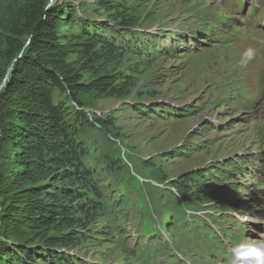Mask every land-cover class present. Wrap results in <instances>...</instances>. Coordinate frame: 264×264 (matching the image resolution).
Listing matches in <instances>:
<instances>
[{"label": "rangeland", "instance_id": "374dc122", "mask_svg": "<svg viewBox=\"0 0 264 264\" xmlns=\"http://www.w3.org/2000/svg\"><path fill=\"white\" fill-rule=\"evenodd\" d=\"M116 3L128 4L126 11L141 18L138 29L150 33L146 42L156 40L164 51H152L151 60L129 54L116 60L136 81L128 96L86 107L90 118H109L113 127H90L82 135L91 152L124 168L135 185L134 203L125 204L128 197L121 195L117 218H98L86 231L88 240L65 252L86 264H149L161 260L159 244L162 253L170 246L164 258L179 257L176 264H229L233 243L264 236V0ZM73 4L85 20L118 25L94 0ZM219 17L230 18L233 30ZM76 23L68 29L79 28ZM248 47L256 56L241 67ZM188 176L211 179L201 185L208 190L206 201L195 208L183 203V217L170 214L169 203L159 205L167 198L162 189ZM172 190L182 201L194 199L193 193Z\"/></svg>", "mask_w": 264, "mask_h": 264}, {"label": "trees", "instance_id": "16d2710c", "mask_svg": "<svg viewBox=\"0 0 264 264\" xmlns=\"http://www.w3.org/2000/svg\"><path fill=\"white\" fill-rule=\"evenodd\" d=\"M94 1L118 25L85 20L77 0H0V264H86L65 250L82 246L101 217L117 218L121 195L134 203L124 168L91 152L82 135L109 130L112 121L85 109L130 94L136 80L117 68L120 56L151 60L164 47L146 42L150 33L138 29L141 18L128 4ZM75 22L79 28L68 29ZM209 182L172 180L161 208L169 203L165 211L185 214L186 201L190 208L206 201L201 185ZM172 189L194 199L182 201Z\"/></svg>", "mask_w": 264, "mask_h": 264}, {"label": "clouds", "instance_id": "9594fccd", "mask_svg": "<svg viewBox=\"0 0 264 264\" xmlns=\"http://www.w3.org/2000/svg\"><path fill=\"white\" fill-rule=\"evenodd\" d=\"M256 51L254 47H248L240 60V66L246 67L255 58ZM229 264H264V236L233 243Z\"/></svg>", "mask_w": 264, "mask_h": 264}, {"label": "bare ground", "instance_id": "6f19581e", "mask_svg": "<svg viewBox=\"0 0 264 264\" xmlns=\"http://www.w3.org/2000/svg\"><path fill=\"white\" fill-rule=\"evenodd\" d=\"M159 205H161V204H159ZM166 225H168V223ZM150 252H151V250H149V255H150V257H152V255H151L152 252L151 253ZM149 255H148V258H149Z\"/></svg>", "mask_w": 264, "mask_h": 264}]
</instances>
